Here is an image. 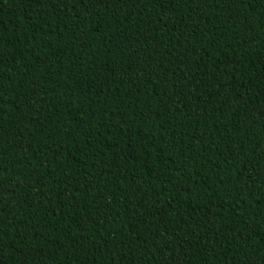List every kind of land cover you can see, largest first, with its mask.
Here are the masks:
<instances>
[{
    "label": "trees",
    "instance_id": "trees-1",
    "mask_svg": "<svg viewBox=\"0 0 264 264\" xmlns=\"http://www.w3.org/2000/svg\"><path fill=\"white\" fill-rule=\"evenodd\" d=\"M0 264H264V0H0Z\"/></svg>",
    "mask_w": 264,
    "mask_h": 264
}]
</instances>
